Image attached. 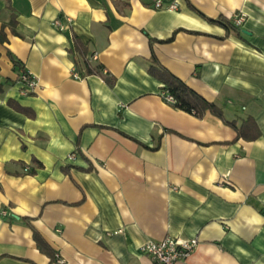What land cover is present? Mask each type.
Instances as JSON below:
<instances>
[{"label":"crops","instance_id":"0c3cea01","mask_svg":"<svg viewBox=\"0 0 264 264\" xmlns=\"http://www.w3.org/2000/svg\"><path fill=\"white\" fill-rule=\"evenodd\" d=\"M11 15L0 264H153L140 246L165 236L198 240L175 264H264V0H0V25ZM72 38L100 74L79 76ZM152 54L222 118L167 102ZM21 70L37 81L28 93ZM247 118L254 139L225 122Z\"/></svg>","mask_w":264,"mask_h":264},{"label":"trees","instance_id":"16d2710c","mask_svg":"<svg viewBox=\"0 0 264 264\" xmlns=\"http://www.w3.org/2000/svg\"><path fill=\"white\" fill-rule=\"evenodd\" d=\"M188 4L191 8H193L190 3ZM205 18L210 22L221 24L224 27H228L230 24V20L226 18ZM15 24V17L11 15L7 23L0 25V44L7 41V34L4 30L6 26L10 28L13 34H18L14 27ZM72 41L74 43V48L72 47L71 49L74 55V68L78 72L79 76L100 74L102 71L101 65L91 64L88 58L84 56L83 49H80L78 47V41L75 38H72ZM7 54L16 67L22 68L19 62L12 56L10 51H7ZM148 72L162 83L163 92H167L175 98L176 101L175 103H173L175 107L192 113L197 117H202L206 111H210L212 114L222 118V111L218 106H216L213 102L206 100L199 93L189 87L182 79L163 67L153 54L150 57ZM105 79L110 85L113 83L112 78L106 77ZM16 107L18 109H22L19 106ZM225 122L235 129L236 137H242L244 139H254L259 135V130L255 122L251 118L245 119V121H243L240 126H237L234 121H228L225 119ZM33 237L39 250L53 257L49 245L46 243L40 233H38V231H36L35 229H33Z\"/></svg>","mask_w":264,"mask_h":264},{"label":"built area","instance_id":"2783aa9c","mask_svg":"<svg viewBox=\"0 0 264 264\" xmlns=\"http://www.w3.org/2000/svg\"><path fill=\"white\" fill-rule=\"evenodd\" d=\"M156 6H161L157 1ZM175 3H171L168 8H176ZM232 22L234 25L239 26L242 23L243 15L235 14L232 16ZM56 26L60 29H65L60 19L54 21ZM74 76H78L74 72ZM18 81L21 83V92L28 93L36 86L37 81L27 70H21L18 74ZM162 97L170 103H175V98L167 92H162ZM198 240L193 238H181L173 236H165L158 240H150L140 246V251L143 254L148 255L153 264H175L179 260L186 259L192 251L196 248Z\"/></svg>","mask_w":264,"mask_h":264},{"label":"rangeland","instance_id":"374dc122","mask_svg":"<svg viewBox=\"0 0 264 264\" xmlns=\"http://www.w3.org/2000/svg\"><path fill=\"white\" fill-rule=\"evenodd\" d=\"M146 243V242H145ZM146 255V254H145ZM148 256V255H147Z\"/></svg>","mask_w":264,"mask_h":264}]
</instances>
